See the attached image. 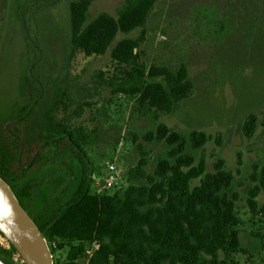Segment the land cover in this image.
<instances>
[{
  "label": "rangeland",
  "instance_id": "374dc122",
  "mask_svg": "<svg viewBox=\"0 0 264 264\" xmlns=\"http://www.w3.org/2000/svg\"><path fill=\"white\" fill-rule=\"evenodd\" d=\"M71 1L75 0H0V128L34 108L39 82L44 92L37 111L63 88L66 111L59 109L56 118L89 135L83 150L95 169L91 194H122L134 185L127 173L142 155L147 160L145 172L152 173L157 159L170 149L164 142L143 140L159 123L186 137L194 130L203 131L210 140L198 150L188 142L185 153L202 157L208 171L221 159L233 174L229 191L239 196L237 229L245 249L233 259L238 264H264V194L257 197L253 213L245 201V192L254 185L248 179L252 166H264V0L156 1L143 30L140 60L170 70L183 65L193 84L190 97L158 119L138 109L134 99L103 87L115 70L109 52L85 57L69 48ZM122 2L92 0L87 22L102 12L115 15ZM123 37L119 34L116 40ZM249 114L257 119L250 140L241 130ZM110 162L118 170V184L103 190ZM41 175L46 182L34 197L35 209L66 182L65 170L58 165L46 167ZM54 254V263H64L63 253Z\"/></svg>",
  "mask_w": 264,
  "mask_h": 264
},
{
  "label": "trees",
  "instance_id": "16d2710c",
  "mask_svg": "<svg viewBox=\"0 0 264 264\" xmlns=\"http://www.w3.org/2000/svg\"><path fill=\"white\" fill-rule=\"evenodd\" d=\"M156 1L123 0L115 15L102 12L88 22L92 0L71 1L67 32L69 48L85 57L109 52L115 70L103 87L134 99L138 109L158 119L189 98L193 84L183 65L170 70L146 66L140 60L143 30ZM138 31L137 37H131ZM119 34L124 37L116 40ZM38 49L35 45L34 50ZM39 91L38 105L0 128V178L10 186L52 254L63 253L64 264H76L97 242L88 264H238L233 256L245 249L237 229L239 196L229 191L233 174L221 159L208 171L202 157L185 153L188 142L198 150L210 140L208 135L194 130L186 137L159 123L143 140L164 142L170 149L166 157L157 159L152 173L145 172L147 160L142 155L127 173L134 185L122 194H91L95 169L83 150L89 135L56 118L59 109L66 111L63 88L37 111L44 92L40 82ZM256 125L254 114L245 117L241 130L246 139L253 137ZM52 165L65 170L66 182L35 209L34 197L46 182L41 172ZM248 179L254 185L245 192V201L253 213L257 197L264 194V166L253 165ZM12 255L18 256L11 246L0 248L4 263L11 264Z\"/></svg>",
  "mask_w": 264,
  "mask_h": 264
},
{
  "label": "water",
  "instance_id": "95a60500",
  "mask_svg": "<svg viewBox=\"0 0 264 264\" xmlns=\"http://www.w3.org/2000/svg\"><path fill=\"white\" fill-rule=\"evenodd\" d=\"M0 234L24 264H52L45 238L2 178H0ZM0 264L6 263L0 259Z\"/></svg>",
  "mask_w": 264,
  "mask_h": 264
},
{
  "label": "built area",
  "instance_id": "2783aa9c",
  "mask_svg": "<svg viewBox=\"0 0 264 264\" xmlns=\"http://www.w3.org/2000/svg\"><path fill=\"white\" fill-rule=\"evenodd\" d=\"M118 184V170L116 168L115 163L110 162L106 164L105 167V173L103 175V181H102V189L103 190H109L112 188H115ZM53 247H55L54 243L52 244ZM10 244L6 241V239L0 234V248L3 250H9ZM49 248V247H48ZM98 249V243L93 242L85 251V257L82 260L83 264H88V261L90 257L92 256L93 252ZM50 250V249H49ZM51 254L52 258V264H64L61 263L59 260L54 263L53 259L55 254ZM79 260V261H81ZM10 262L11 264H24L23 261L20 259L19 256L12 255L10 256Z\"/></svg>",
  "mask_w": 264,
  "mask_h": 264
}]
</instances>
